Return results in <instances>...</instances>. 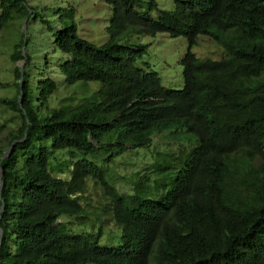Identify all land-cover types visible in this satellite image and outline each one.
I'll use <instances>...</instances> for the list:
<instances>
[{
    "label": "trees",
    "instance_id": "16d2710c",
    "mask_svg": "<svg viewBox=\"0 0 264 264\" xmlns=\"http://www.w3.org/2000/svg\"><path fill=\"white\" fill-rule=\"evenodd\" d=\"M105 1L102 44L42 18L55 64L22 30L12 46L0 264H264V0ZM39 14L0 0V32ZM157 33L186 40L181 88L135 65L146 46L130 39ZM200 36L225 55L197 57ZM62 87L81 95L52 103ZM157 137L171 144L148 160ZM128 158L145 166L124 174Z\"/></svg>",
    "mask_w": 264,
    "mask_h": 264
},
{
    "label": "rangeland",
    "instance_id": "374dc122",
    "mask_svg": "<svg viewBox=\"0 0 264 264\" xmlns=\"http://www.w3.org/2000/svg\"><path fill=\"white\" fill-rule=\"evenodd\" d=\"M143 1L149 3L151 0ZM155 1L160 9L172 10L174 8L175 0ZM28 4L35 8L36 11H39L40 14L37 15L36 19L33 22H29L27 26L25 21L22 24L19 21H14L0 32V96L12 95L13 89H11V84L9 85V83H12L11 81L13 80L12 68L15 64L10 61L9 56L13 44L18 40L20 30L28 35L31 34L29 48L32 49L33 53L41 54L42 56L47 53V58H51L53 64L56 63L58 58L62 57L58 50H51L50 44L53 36H50L49 29L41 22L42 18L48 19L54 29L72 21L76 26L77 33L95 44H102L108 38L105 27L108 24L111 11L105 0H28ZM71 9L73 10L72 18L64 14ZM152 14L156 15V11H153ZM130 41L146 46V53L136 60L135 65L144 66L147 63L151 69L157 71L162 85L168 88L182 87L183 76L180 59L187 50V43L183 36L174 38L166 33H157L155 36L131 38ZM191 51L197 57L213 60H219L225 55L224 50L208 36H200ZM20 64L21 61L19 62ZM56 77L60 79L59 74ZM89 84H91L90 86H97L96 82H89ZM72 94L79 97L81 91L75 87H62L52 100V103H55L56 99ZM10 115H12V112L0 108V118L9 117ZM170 144V139L157 137L156 142L146 150L148 160L156 154V151L164 149ZM145 163L144 159L128 158L126 164L130 166L127 165L125 167L124 174L133 173V171L141 169L145 166ZM117 185L124 189L129 187L126 180H120ZM109 227L113 229L114 225L111 224ZM103 241L112 240L104 239Z\"/></svg>",
    "mask_w": 264,
    "mask_h": 264
},
{
    "label": "water",
    "instance_id": "95a60500",
    "mask_svg": "<svg viewBox=\"0 0 264 264\" xmlns=\"http://www.w3.org/2000/svg\"><path fill=\"white\" fill-rule=\"evenodd\" d=\"M23 60L21 61V64H23ZM21 69H22V65H21ZM20 100V99H19ZM10 150V147L5 151V153H4V155H3V157L6 155V154H8V151ZM2 209V206L0 207V210ZM0 233H1V230H0Z\"/></svg>",
    "mask_w": 264,
    "mask_h": 264
}]
</instances>
